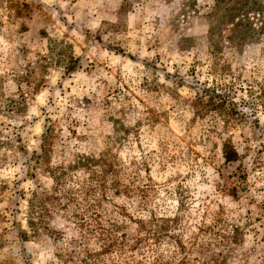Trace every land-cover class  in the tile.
<instances>
[{"label":"rangeland","instance_id":"obj_1","mask_svg":"<svg viewBox=\"0 0 264 264\" xmlns=\"http://www.w3.org/2000/svg\"><path fill=\"white\" fill-rule=\"evenodd\" d=\"M248 1L0 0V264H60L68 220L57 240L16 228L48 168L92 155L149 185L107 192L133 217L180 215L189 264H264V0Z\"/></svg>","mask_w":264,"mask_h":264},{"label":"trees","instance_id":"obj_2","mask_svg":"<svg viewBox=\"0 0 264 264\" xmlns=\"http://www.w3.org/2000/svg\"><path fill=\"white\" fill-rule=\"evenodd\" d=\"M246 3L250 4L248 0ZM210 94L211 98L218 96L213 92ZM48 139L49 133L45 131L40 152L32 153L34 162L47 161L50 151ZM223 157L232 161L237 153L225 143ZM121 165L113 159L92 155L81 157L66 167L48 168L53 184L49 189L31 191L26 199V228H16L17 235L22 240L61 236L64 231L51 224L59 214L72 224L69 246L58 247L54 251L60 264H189L188 250L192 251L196 242H191L188 248L180 233L175 231L181 226L178 213L157 215L146 205H139L141 214L133 217L124 205L108 198V191L114 195L124 193L128 197L140 196L143 199L146 196L149 185L131 186L129 174ZM75 168H82L86 174L72 180L69 171ZM124 179H128V183L123 184ZM130 223H136L132 231L129 230ZM235 230L231 236H224L226 243L221 244L228 248ZM171 244L175 249L171 250ZM217 255L210 258V264H221Z\"/></svg>","mask_w":264,"mask_h":264}]
</instances>
